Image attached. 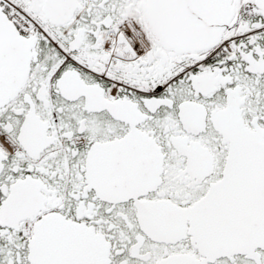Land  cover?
Returning <instances> with one entry per match:
<instances>
[{
	"label": "snow or ice",
	"instance_id": "snow-or-ice-1",
	"mask_svg": "<svg viewBox=\"0 0 264 264\" xmlns=\"http://www.w3.org/2000/svg\"><path fill=\"white\" fill-rule=\"evenodd\" d=\"M0 264H264V0H0Z\"/></svg>",
	"mask_w": 264,
	"mask_h": 264
}]
</instances>
